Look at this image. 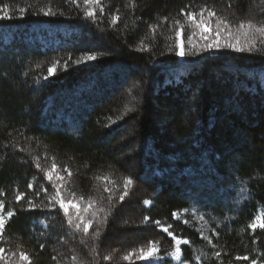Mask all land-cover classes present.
<instances>
[{
    "label": "trees",
    "instance_id": "obj_1",
    "mask_svg": "<svg viewBox=\"0 0 264 264\" xmlns=\"http://www.w3.org/2000/svg\"><path fill=\"white\" fill-rule=\"evenodd\" d=\"M4 5L14 18L0 21V200L5 213H16L5 226L6 249L27 252L32 264H126L115 253L122 246L127 253L154 240L169 248L160 228L170 224L189 241L181 247L188 264H264V229L248 227L264 211V47L189 54L184 62L174 51V21L189 28L181 10L207 7L231 25L264 26V0H100L95 22L82 0ZM48 9L55 15L44 16ZM63 28L70 34L49 36ZM85 53L97 60L75 64ZM180 69L185 74L174 82ZM37 161L71 170L69 188L107 207L99 238L75 232L58 206L21 210L30 198L46 204L53 191ZM125 178L138 185L120 202ZM41 186L49 193L33 196Z\"/></svg>",
    "mask_w": 264,
    "mask_h": 264
},
{
    "label": "snow or ice",
    "instance_id": "obj_2",
    "mask_svg": "<svg viewBox=\"0 0 264 264\" xmlns=\"http://www.w3.org/2000/svg\"><path fill=\"white\" fill-rule=\"evenodd\" d=\"M84 4L88 6L92 5H99L100 0H84ZM101 12L104 11L103 8L100 9ZM187 19V21L193 26L196 30L193 32V36L199 35L200 39L204 41L201 44H196L193 42L192 38H188V45L189 49H185V40L183 38V28L184 25L181 24L179 20H175L174 24L179 25V27L175 28V56L180 57L183 59L189 52L192 55H198L200 52L203 51H222L228 50L234 53H252L254 50L259 52L261 49L257 47V44L264 47V26H257L252 22H239L238 26L233 29L231 23L224 18L217 16L215 11H210L207 7L201 8L199 12H183ZM20 16L16 17L18 19H23L26 9L20 8L19 9ZM44 16H54L55 13L48 9L43 12ZM86 17L92 18L93 22L96 19L95 11L89 7L85 13ZM13 14L12 9L9 5L0 6V21H10L12 20ZM213 18H215V23H212ZM120 17L115 15L112 17V23L116 24L119 21ZM167 17H165V20ZM209 29L211 31H209ZM153 32L156 30V26L154 25L152 28ZM207 33V34H206ZM143 50V49H141ZM264 54V53H261ZM71 59V57H69ZM97 60V55L92 53H85L81 54L78 59L74 61L75 64H88L89 62H94ZM59 61H56L52 64L51 67L47 69V75L43 77L45 81L49 80V77L53 76L56 72L57 66ZM65 70L68 67V61L64 62ZM23 151V149H21ZM38 169L45 173V178L49 182L52 188V193L47 195V203L42 205H37L34 199L27 200V208L21 209L32 211L36 210L38 207L41 211H49L54 212L57 209L62 211L63 216L67 218L66 222L70 228H74L78 232H82L85 235L88 234L89 230L92 228L93 223L96 219H100L101 224H105L107 222L108 213L105 211L102 203L101 206L94 209V205L97 201L88 200L87 208L91 210V215L88 218H85L84 215L81 213V204L77 202L75 197V193L69 191L68 195L65 196L62 194V189L64 188L63 181L65 180L64 175H60L57 172V165L55 163L51 164V167L48 169L41 168L40 163L37 161L35 165ZM68 178L72 177L73 173L71 170L65 168L62 170ZM55 173V175H54ZM98 179H106L103 177H98ZM59 182V183H58ZM134 181L131 178H125L123 181V190L119 195L118 199L120 202L125 200V197L129 196L130 193V186H132ZM28 188L32 189L33 185L31 183L28 184ZM104 192L109 193L108 200L111 201L113 197L111 196V191L109 187L105 186L103 188ZM241 191H245V189L241 188ZM41 193H49V189L46 187L41 186L39 191L33 192V196L39 197ZM2 195V193H0ZM25 193H18L15 197L16 202L24 200ZM146 204H151V201H145ZM70 209H74L75 213L70 214ZM103 214V217H100L99 214ZM16 215L15 211L9 210L5 213V204L2 200H0V240L4 239L5 234V226L7 222ZM175 215V214H174ZM148 218L145 217V220ZM159 224V221L156 222ZM47 225H45L46 227ZM253 231L256 230L257 227L260 229H264V212L256 215L255 219L252 223L248 225ZM163 231L168 232V228H164ZM172 236V233H168ZM101 236V232L99 229L95 231V237L99 238ZM175 239V237H173ZM210 241V238H207ZM189 241L187 240H179L176 239V248L173 252L169 255L173 257L175 260H181V244H188ZM43 247V245H41ZM159 249L153 244L147 250L141 248L139 251V257L141 259H148L153 257ZM5 249L0 247V261L7 260L9 264H32V259L30 258L29 254L23 250L12 251L9 256H5ZM131 255H135V253L130 254L129 256H125V260H129ZM217 258L220 257V252L216 253ZM15 257V261L12 258ZM55 259V257H53ZM73 260L76 259L75 256L72 257ZM237 260H248L247 256H237ZM223 264V262H221ZM250 264H259L256 259H252Z\"/></svg>",
    "mask_w": 264,
    "mask_h": 264
},
{
    "label": "rangeland",
    "instance_id": "obj_3",
    "mask_svg": "<svg viewBox=\"0 0 264 264\" xmlns=\"http://www.w3.org/2000/svg\"><path fill=\"white\" fill-rule=\"evenodd\" d=\"M82 2L84 3V0H82ZM254 4H256V2L254 1L253 2ZM84 6H85V8H86V11H87V9L89 8V7H91L94 11H95V13H97L96 12V7H97V5H92V6H88V5H86V4H84ZM263 7V6H262ZM212 23L214 24L215 23V18H213V20H212ZM189 24V28L188 29H186V30H184L183 29V38H184V40H185V49L186 50H188L189 49V45H188V38L189 37H191L192 38V40H193V42L194 43H196V44H201V43H203L204 41H202L201 39H200V37H199V35H195V36H193V32L194 31H196L194 28H193V26L190 24V23H188ZM237 27V25H232V27H233V29H235L236 27ZM43 29H47V27L46 26H44L43 27ZM40 28H38V29H36L35 31L38 33V32H40ZM34 30H32L31 32H33ZM209 31H211L210 29H209ZM58 33H61L62 35H64V36H67V35H69L70 33H69V31L68 30H66L65 28H63V29H53V30H51L50 31V33H49V36L50 35H52V36H54V35H56V34H58ZM207 34V33H206ZM40 41L42 42V43H44V40H43V37L41 38L40 37ZM52 41H53V39H52ZM57 42V41H56ZM259 43V42H258ZM204 53H209V55H210V57L213 55V54H217V53H221V54H226V53H228V52H230V51H228V50H222V51H203ZM189 54H191L190 52H189ZM188 54V55H189ZM188 55H186L183 59H181L180 57H177V59L180 61V62H184V59L185 58H188ZM56 71H57V69H56ZM56 73V72H55ZM174 74V82H180L181 81V79H180V77H182L184 74H185V71L183 70V69H180L178 72H174L173 73ZM55 75V74H54ZM53 75V76H54ZM53 76H51V77H53ZM261 76H262V74H261ZM262 81H263V83H264V77L262 78ZM171 79H168V83L169 84H171ZM133 101V100H132ZM51 167V165H49L48 166V168H50ZM203 167H207L206 165H204ZM43 168V167H42ZM47 168V169H48ZM57 172H59V174L60 175H64L65 176V180L63 181V184H64V188L62 189V194L63 195H65V196H67L68 195V192L69 191H71V192H73L72 190H71V188H69V185H68V183H69V179L71 178H68L67 176H66V174L65 173H63L62 172V170H61V168L59 167H57V170H56ZM54 175H55V173H54ZM108 178H106V180H107ZM134 181V180H133ZM59 183V182H58ZM104 183H105V180H104ZM187 184L188 185H191L192 186V183L191 182H187ZM209 184L210 185H212V183L211 182H209ZM137 185H138V183L136 182V181H134V183H133V185L130 187L131 189H132V193L131 194H134V192H135V190H136V188H137ZM111 186H114L115 187V185L114 184H111ZM110 189H111V187H110ZM109 194V193H108ZM241 195V194H240ZM75 197H76V199H77V202H79L80 204H81V213H82V215H84L85 216V218H88L90 215H91V210H89L88 208H87V203H88V200H93V201H97V203L94 205V209L95 208H98V207H100V205H101V202L98 200V198L97 197H90L89 199H82V198H80L79 196H77L76 194H75ZM130 199V196H127V197H125V200H129ZM146 201H150V200H146ZM144 205L145 206H148V207H150V206H152V200H151V204H146V203H144ZM105 211H107V207L105 208ZM262 212H264V211H262V210H260V212L258 213V215L260 214V213H262ZM75 213V210L74 209H70V214H74ZM99 216L100 217H103V214L101 213V214H99ZM183 216V213H180V214H177V215H175L174 216V218L175 219H180L181 217ZM199 223V222H198ZM103 224H101L100 223V219L98 218V219H96L95 221H94V223H93V226H92V228L89 230V232H88V234H84V233H82V232H78V231H76L74 228V230H75V232H78L79 234H81L82 235V237H85L86 239H94L95 238V231L97 230V229H101V226H102ZM158 225V224H157ZM165 225V224H164ZM168 228V232H165V231H163V229L164 228ZM171 228H172V226L170 225V224H168V225H166V226H163V227H161L160 229H161V231L164 233V234H166L167 235V237H169V239L172 241V244H171V246H169V248H163V246L161 245V244H159V242L158 241H151L150 243H146V244H143V245H141V246H139V247H137L135 250H133V251H130V252H127L126 253V251H129L127 248L126 249H123V246H122V249L120 250V252H118V251H115V253H119V255H122V257H125V256H129L130 254H133V253H135V255H131L130 256V259L129 260H125L124 258H123V260L125 261V263L126 264H188L185 260H184V258H183V255H182V250H181V260H179V261H177V260H175L173 257H171L169 254L171 253V252H173L174 250H175V248H176V239H179V240H185V239H182V238H178V237H176L175 235H174V233L173 232H171ZM257 228H259V227H257ZM160 229H159V231H160ZM172 233V236H170L168 233ZM173 237H175V239H173ZM126 239V234H123V235H121L120 236V240L118 241V244L119 245H123L124 243H125V240ZM153 244H155V246L159 249V251L153 256V257H151V258H148V259H141L140 257H139V251H140V249L141 248H143V249H145V250H147L149 247H151ZM184 244H181L180 245V248L183 246ZM0 247H3L4 249H5V253H4V255L7 257V256H9L10 255V253H11V251H9L8 249H6V247H4L3 245H2V240H0ZM123 252V253H122ZM15 257H13L12 258V260L13 261H15ZM0 264H9V262L7 261V260H5V261H0ZM259 264H263V263H261V262H259Z\"/></svg>",
    "mask_w": 264,
    "mask_h": 264
}]
</instances>
